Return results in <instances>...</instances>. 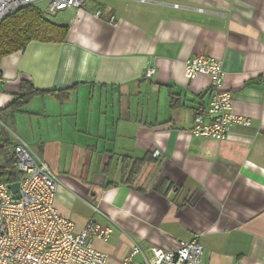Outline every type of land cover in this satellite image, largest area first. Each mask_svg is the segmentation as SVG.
<instances>
[{"label":"crops","instance_id":"0c3cea01","mask_svg":"<svg viewBox=\"0 0 264 264\" xmlns=\"http://www.w3.org/2000/svg\"><path fill=\"white\" fill-rule=\"evenodd\" d=\"M51 21L64 41L0 58V110L21 80L44 91L2 114L56 175L58 213L111 227L93 241L107 264L192 238L204 264H264V0H86ZM196 55L250 119L221 140L189 133L209 101V76H186Z\"/></svg>","mask_w":264,"mask_h":264},{"label":"built area","instance_id":"2783aa9c","mask_svg":"<svg viewBox=\"0 0 264 264\" xmlns=\"http://www.w3.org/2000/svg\"><path fill=\"white\" fill-rule=\"evenodd\" d=\"M85 1L0 0V22L25 6L38 8L52 20L66 9H81ZM99 14L100 10L96 11V16ZM110 23L116 25L113 16ZM184 68L188 79L197 74L210 78L209 101L203 112L192 116L191 135L221 140L232 126L250 124L248 117L234 111L232 95L223 85L225 72L219 59L196 55L185 61ZM153 72L147 68L144 76L149 78ZM10 163L17 173L18 199L9 188L14 182L4 179ZM57 187L58 179L49 164L0 118V264H107V254L96 250L93 241L105 240L111 227L90 219L75 230L74 223L54 206ZM202 254L197 238L180 241L172 249L153 248L151 256L132 243L120 264H204ZM136 255L140 261H134ZM235 264L244 263L239 260Z\"/></svg>","mask_w":264,"mask_h":264},{"label":"trees","instance_id":"16d2710c","mask_svg":"<svg viewBox=\"0 0 264 264\" xmlns=\"http://www.w3.org/2000/svg\"><path fill=\"white\" fill-rule=\"evenodd\" d=\"M67 33V26L53 23L38 8L34 6L22 7L7 15L0 22V58L23 50L32 40L62 42L65 40ZM43 92L34 88L30 82L21 80L19 93L9 105L0 110V118L6 123L5 118L2 117V112L7 110L16 111L32 96ZM7 167L8 170L4 179L8 182L16 181L17 173L11 163L7 164Z\"/></svg>","mask_w":264,"mask_h":264},{"label":"water","instance_id":"95a60500","mask_svg":"<svg viewBox=\"0 0 264 264\" xmlns=\"http://www.w3.org/2000/svg\"><path fill=\"white\" fill-rule=\"evenodd\" d=\"M9 188H10L11 192L15 194L14 198L18 199L19 198V195H18V183L14 182V183L9 184Z\"/></svg>","mask_w":264,"mask_h":264},{"label":"rangeland","instance_id":"374dc122","mask_svg":"<svg viewBox=\"0 0 264 264\" xmlns=\"http://www.w3.org/2000/svg\"><path fill=\"white\" fill-rule=\"evenodd\" d=\"M40 7L41 8H43L44 6L43 5H40ZM51 19H55V16H53V17H51ZM3 117V116H2ZM5 121H7L6 123L8 124V126L16 133V131L12 128V126H10L9 125V123H8V118H7V120H5ZM17 134V133H16ZM33 148H35V147H33ZM35 150V149H34Z\"/></svg>","mask_w":264,"mask_h":264}]
</instances>
